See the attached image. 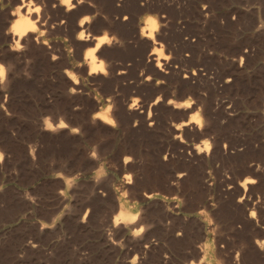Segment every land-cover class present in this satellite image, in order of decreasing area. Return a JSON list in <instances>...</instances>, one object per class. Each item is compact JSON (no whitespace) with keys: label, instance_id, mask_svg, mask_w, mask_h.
<instances>
[{"label":"rangeland","instance_id":"374dc122","mask_svg":"<svg viewBox=\"0 0 264 264\" xmlns=\"http://www.w3.org/2000/svg\"><path fill=\"white\" fill-rule=\"evenodd\" d=\"M21 1L0 0V264H186L200 232L217 264H264V0H27L38 32L17 48ZM188 99L200 130L175 128L190 114L170 103ZM108 106L112 126L96 117Z\"/></svg>","mask_w":264,"mask_h":264},{"label":"bare ground","instance_id":"6f19581e","mask_svg":"<svg viewBox=\"0 0 264 264\" xmlns=\"http://www.w3.org/2000/svg\"><path fill=\"white\" fill-rule=\"evenodd\" d=\"M21 2H22L21 7L18 9V11H16L17 12L16 13L17 18L15 19V21L13 22V25L11 26L12 32L10 31L11 32V35L13 37V41L16 44V47L17 48L19 46V41L22 38H25L26 39V37H30L33 34L36 35L37 32H38V26H37L38 20L33 17V14L31 12L32 11L30 9L31 2L30 1H27V0H22ZM71 2H72L71 0H68V2H65V0H63L60 3L61 6L65 7V10H64L65 12H68V11L71 12L72 11V8L77 7V4L79 5L81 2H84V1L77 0V1H75V3H71ZM24 6H27L28 9L26 10L25 13H22L21 8L24 7ZM87 22H89V20L86 19V18H84V19H82L80 21V23H79L78 26L81 28V31L77 35V39L78 40H86V41H88V38H87L88 35H87V37L84 35L85 30H87V25H85V23H87ZM147 26H148V34L145 33L147 35L146 36H143V38H146L149 41H151L152 43H154V32L157 29L158 23H157V21L155 19L152 18V19H150L148 21ZM95 40L97 41L96 44H95V47L93 48V50L91 52H89V54L86 56L87 58H85V59H87V67H88L89 74H92V75L93 74L94 75L95 74H98L99 75V74H104L105 73L104 72L105 70H104V67L102 65V60H98V58L95 56L94 52L96 50H99L100 48L101 49L104 48V45L109 46L110 45V41H108V38L105 37L104 35L102 37L96 38ZM154 52H151V56H153L154 54L156 55V53H154ZM156 61L158 62V60H156ZM101 66L103 68L102 71L100 70ZM159 66L160 65L157 64V68H159ZM3 70H4V74H3V78H4V76H6L5 75V68L4 67H3ZM74 84H77V83L74 82ZM191 103H192V100H189V99L186 100V101H183L182 103H177V102L176 103H170V104L174 105V108H178L179 110L180 109H183V111H185L188 114H190V116L188 115L190 117V119L188 120V122L183 121V122L177 124V127H175L176 129H179L181 126L183 127V125H190L191 124V125H194L197 129L200 130V128H201V119L194 112L195 109H194V107H193V105ZM133 104H135V103H133ZM109 111H110V106H108L106 109H104L103 111H101L100 113H98L96 117L99 118L102 122L106 123V125L108 124V125L112 126V125H114V120H113L112 116L110 115ZM109 120H111L112 123H109L108 122ZM61 125H65L66 126V124L63 121H60L58 124H56L54 126H51V127H55V128L58 129V128H62ZM204 148H205V151L207 152L208 149H209V144H207V147H204ZM127 180H129V179H127ZM252 181H254V183L256 182L255 179L247 178L243 182V185L246 187L247 186L246 184H249V185L254 184V183H252ZM122 201L119 203V213H118V215L116 217H121V219L123 221H125L126 223H130L131 225H133L134 223H136V220L139 218L138 213H134L129 208H126V206L122 203ZM252 217L253 216H251V219H252ZM261 244H264V240L263 241H260V245ZM210 251H211V249H210L209 244L208 243H204L201 246V252H202V254H204V257L199 262L202 263L203 259H207L208 255L211 253ZM208 260H209V258H208Z\"/></svg>","mask_w":264,"mask_h":264},{"label":"crops","instance_id":"0c3cea01","mask_svg":"<svg viewBox=\"0 0 264 264\" xmlns=\"http://www.w3.org/2000/svg\"><path fill=\"white\" fill-rule=\"evenodd\" d=\"M207 155V154H206ZM1 160H2V156H1ZM0 160V161H1ZM124 163H126V161H124ZM56 172V171H55ZM182 173H184V172H182ZM182 173H177V174H182ZM49 174H51L50 172H43V173H40V174H37L36 176H34V178H32L30 181H28V182H26V183H23V186H29V185H31V184H35L36 182H39V181H44V179H45V177H46V175H49ZM176 174V175H177ZM180 175H178V176H180ZM59 181V180H58ZM18 182V181H17ZM208 184H209V182H208ZM2 185H4L5 186V189H7V188H11V181L6 177V178H3L2 176H0V187H2ZM210 185V184H209ZM61 186H62V188H64L65 187V183H63V181L61 182ZM151 193H148L147 194V196H149ZM173 196H174V194L172 193V194H169L168 195V198H173ZM117 198V197H116ZM122 199V198H121ZM120 199L119 198H117V206H116V208H115V211H114V213L117 211V209H118V211H119V207H118V201H119ZM123 200V199H122ZM124 202H125V200H123ZM170 201V200H169ZM173 201H175V200H173ZM137 202H138V200H137ZM126 203V202H125ZM127 204V203H126ZM128 205V207H130L131 209H133V210H136L137 212H138V210L137 209H134V206L133 205H131V204H127ZM197 208L194 210L195 212H196V214H198L197 216H195L199 221H201V222H203V220H201V210H202V208H201V204H200V202H195V204H194ZM114 213H112V215L114 214ZM22 214H24V213H19V215L14 219V220H12V221H7V222H2V225H5V224H9V223H11V222H15V221H19V219H21V215ZM118 214V213H117ZM178 214V213H177ZM112 215H111V219H112ZM168 215H170V214H168ZM172 215V214H171ZM183 216V215H182ZM248 216H249V214H248ZM169 217V216H168ZM168 217H166L165 219H164V221H165V223H168L169 221H170V218H168ZM171 217V216H170ZM184 218H185V216H183ZM139 219V218H138ZM186 219V218H185ZM253 219V218H252ZM112 221V220H111ZM246 221H248V222H250V219H246ZM137 224H141L140 222L138 223V221H137ZM124 225V224H123ZM125 226V225H124ZM132 226V225H131ZM260 226V228H262V229H264V225H259ZM132 228H130V232L129 233H127V235L128 236H130L131 238L129 239V238H126L127 240H131V239H136V238H143V237H141V235H142V232L140 233V234H138V235H133L132 234V230H131ZM175 232V231H174ZM256 232L258 233V234H260V239L262 238V237H264V230H256ZM179 233V232H178ZM145 241H147V240H145ZM145 241L142 243V245L145 247L146 246V243H145ZM209 242V243H211V249H212V251H211V255H210V258H211V260L213 261V264H217V262L216 261H214L213 259V253H214V251H215V246L212 244V242H210V241H208L207 240V238H205V237H202V234H201V232L199 233V235H198V238L193 242V243H191L189 246H186V245H183V246H180L179 247V251H178V254H180V255H183L184 256V260H187V262H186V264H190L191 262H193V263H195V264H207L206 263V260H203L202 261V263L201 262H197L200 258H201V254H202V252H201V243L202 242ZM149 244V243H148ZM33 246H34V244H32ZM196 245V246H195ZM200 247V248H199ZM200 251V252H199ZM179 255V256H180ZM216 259H217V257H215ZM162 263H165L164 261L162 262ZM129 264H135V261H133V260H129Z\"/></svg>","mask_w":264,"mask_h":264},{"label":"snow or ice","instance_id":"6c2138e0","mask_svg":"<svg viewBox=\"0 0 264 264\" xmlns=\"http://www.w3.org/2000/svg\"><path fill=\"white\" fill-rule=\"evenodd\" d=\"M65 2H68V0H65ZM153 23H154V22H153ZM94 70H95V69H94ZM100 70H101V71L103 70L102 66H101ZM3 74H4L3 67L0 66V83H2V81H3ZM108 122H109V123H112L111 120H109ZM198 122H199V121H198ZM49 127H51V125H49ZM61 127H65V125H61ZM205 147H207V145H205ZM129 179H130V178H129ZM252 183H254V181H252ZM253 215H255V213H253ZM141 231H142V229H141Z\"/></svg>","mask_w":264,"mask_h":264},{"label":"built area","instance_id":"2783aa9c","mask_svg":"<svg viewBox=\"0 0 264 264\" xmlns=\"http://www.w3.org/2000/svg\"><path fill=\"white\" fill-rule=\"evenodd\" d=\"M120 1H122V0H117V5H119V2H120ZM201 7L204 9V8L206 7V5H203V6H201ZM209 184H212L211 181H210Z\"/></svg>","mask_w":264,"mask_h":264}]
</instances>
